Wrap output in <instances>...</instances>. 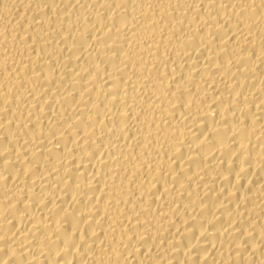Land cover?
<instances>
[{
	"label": "bare ground",
	"instance_id": "bare-ground-1",
	"mask_svg": "<svg viewBox=\"0 0 264 264\" xmlns=\"http://www.w3.org/2000/svg\"><path fill=\"white\" fill-rule=\"evenodd\" d=\"M0 264H264V0H0Z\"/></svg>",
	"mask_w": 264,
	"mask_h": 264
}]
</instances>
